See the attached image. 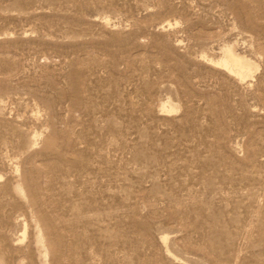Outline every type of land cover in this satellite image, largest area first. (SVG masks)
Wrapping results in <instances>:
<instances>
[{
  "label": "rangeland",
  "instance_id": "rangeland-1",
  "mask_svg": "<svg viewBox=\"0 0 264 264\" xmlns=\"http://www.w3.org/2000/svg\"><path fill=\"white\" fill-rule=\"evenodd\" d=\"M0 264H264V0H0Z\"/></svg>",
  "mask_w": 264,
  "mask_h": 264
},
{
  "label": "bare ground",
  "instance_id": "bare-ground-1",
  "mask_svg": "<svg viewBox=\"0 0 264 264\" xmlns=\"http://www.w3.org/2000/svg\"><path fill=\"white\" fill-rule=\"evenodd\" d=\"M215 63L226 71L235 74V77L237 76L242 81L247 77H251L257 68L255 62L237 54L234 47L228 44L221 49V55ZM163 107L169 111L172 110V106L164 105Z\"/></svg>",
  "mask_w": 264,
  "mask_h": 264
}]
</instances>
